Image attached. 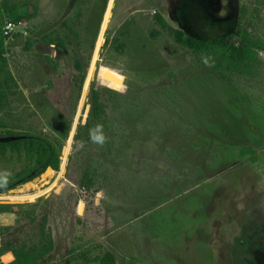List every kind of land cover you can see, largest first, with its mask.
Wrapping results in <instances>:
<instances>
[{
	"label": "rangeland",
	"instance_id": "374dc122",
	"mask_svg": "<svg viewBox=\"0 0 264 264\" xmlns=\"http://www.w3.org/2000/svg\"><path fill=\"white\" fill-rule=\"evenodd\" d=\"M10 1L20 18L0 22L13 79L0 121L69 139L58 173L0 198L15 211L0 216L2 244L40 246L45 229L50 264L260 263L264 51L251 74L228 73L172 30L208 40L239 25L264 45V0ZM20 169L0 158V181Z\"/></svg>",
	"mask_w": 264,
	"mask_h": 264
},
{
	"label": "trees",
	"instance_id": "16d2710c",
	"mask_svg": "<svg viewBox=\"0 0 264 264\" xmlns=\"http://www.w3.org/2000/svg\"><path fill=\"white\" fill-rule=\"evenodd\" d=\"M20 18V8L10 0H0V22L3 19L12 20ZM157 23L162 28L168 29L165 20L161 16L156 17ZM1 28V24H0ZM174 42L191 51L194 55L217 53L221 56L219 66L228 73L251 74L256 67L259 54L264 51V45L252 38L248 30L242 29L237 25L233 32L218 39L203 40L196 38L184 30H172ZM8 38H2L0 33V110L3 102L6 101L10 81L7 79V52L1 42ZM80 69V66H78ZM5 81L3 82V80ZM85 77L81 80L83 86ZM91 114L95 121H99L105 114L104 106L95 91H91ZM89 126V125H88ZM69 135L60 140L55 135L45 137L41 133H31L25 131H13L2 121H0V158L10 157L21 165L20 171L9 178L0 181V197L9 196L38 179L46 172L52 171L58 173L62 164V151L65 142L68 141ZM79 135L74 136L78 141ZM243 156H255L251 148H244L240 151ZM51 172H49L50 174ZM82 184L90 188L91 183L87 176ZM42 200V199H41ZM6 214H15L13 207L9 204L0 203V216ZM53 250L50 235H47L45 229H41V245L37 247H6L3 243L0 247V264H3L1 258L7 251L14 255V261L9 264H50L44 263L50 252ZM254 262L258 259L264 264V247L258 246L251 250ZM101 264H114V257L107 254L102 259Z\"/></svg>",
	"mask_w": 264,
	"mask_h": 264
},
{
	"label": "crops",
	"instance_id": "0c3cea01",
	"mask_svg": "<svg viewBox=\"0 0 264 264\" xmlns=\"http://www.w3.org/2000/svg\"><path fill=\"white\" fill-rule=\"evenodd\" d=\"M2 245V241L0 240V247ZM14 255L11 251H7L3 254L1 261L3 264H9L14 261Z\"/></svg>",
	"mask_w": 264,
	"mask_h": 264
},
{
	"label": "built area",
	"instance_id": "2783aa9c",
	"mask_svg": "<svg viewBox=\"0 0 264 264\" xmlns=\"http://www.w3.org/2000/svg\"><path fill=\"white\" fill-rule=\"evenodd\" d=\"M15 26L16 25H14V24H11V23H9V24H6L4 27H3V34L5 35V36H9L13 31H14V28H15ZM6 197V196H5ZM0 198H3V197H0Z\"/></svg>",
	"mask_w": 264,
	"mask_h": 264
},
{
	"label": "clouds",
	"instance_id": "9594fccd",
	"mask_svg": "<svg viewBox=\"0 0 264 264\" xmlns=\"http://www.w3.org/2000/svg\"><path fill=\"white\" fill-rule=\"evenodd\" d=\"M95 140L100 141L102 140V137H94Z\"/></svg>",
	"mask_w": 264,
	"mask_h": 264
},
{
	"label": "bare ground",
	"instance_id": "6f19581e",
	"mask_svg": "<svg viewBox=\"0 0 264 264\" xmlns=\"http://www.w3.org/2000/svg\"><path fill=\"white\" fill-rule=\"evenodd\" d=\"M108 18H109V14L106 15V19H108ZM105 25H106V24H105ZM104 27H105V26H104Z\"/></svg>",
	"mask_w": 264,
	"mask_h": 264
}]
</instances>
